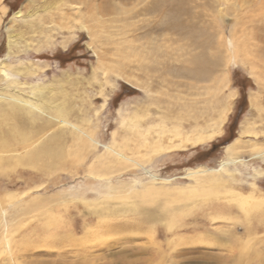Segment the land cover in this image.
<instances>
[{
  "label": "rangeland",
  "instance_id": "rangeland-1",
  "mask_svg": "<svg viewBox=\"0 0 264 264\" xmlns=\"http://www.w3.org/2000/svg\"><path fill=\"white\" fill-rule=\"evenodd\" d=\"M113 2L122 15L99 26L72 0L0 1V120L51 124L27 151L0 150V264H264V0H170L162 17ZM192 13L212 24L218 62L196 106L137 69L154 38L161 61L190 58ZM177 102L182 118L165 120ZM200 134L212 140L186 142Z\"/></svg>",
  "mask_w": 264,
  "mask_h": 264
},
{
  "label": "bare ground",
  "instance_id": "bare-ground-1",
  "mask_svg": "<svg viewBox=\"0 0 264 264\" xmlns=\"http://www.w3.org/2000/svg\"><path fill=\"white\" fill-rule=\"evenodd\" d=\"M2 1V0H0ZM71 1V0H70ZM73 2H78L79 4L83 5L85 7V9H88V10H91L93 11V17H92V21H95L96 20V23H98L99 26H102V23H104L102 20L98 19L99 17L98 16H111L112 15H117V17H119L120 15H122L121 13L118 14L116 13V11H114V9H117V5L116 3L113 2V0H107L108 4H109V8H112L111 10L109 9H105L103 8V5L100 4L99 6H95L94 4L92 5V3L90 2L91 0H72ZM142 2H144V8H143V13L144 15L145 14H148L150 15L151 13H158L160 12L161 14V17L165 15L166 13V10H168V5H169V1L170 0H141ZM180 3V2H179ZM209 5V3L207 4ZM211 5V3H210ZM209 5V6H210ZM78 6V5H77ZM194 6V5H193ZM208 6V7H209ZM93 10H92V8ZM170 7V6H169ZM179 7V6H178ZM205 7V6H203ZM207 7V8H208ZM212 7V6H210ZM215 7V6H214ZM171 9V8H170ZM187 9V8H186ZM190 9V8H189ZM205 9V8H203ZM134 10V9H133ZM208 10V9H207ZM187 12V11H186ZM191 12V11H190ZM209 12V11H208ZM130 13V12H128ZM127 13V14H128ZM69 14V13H68ZM192 14H195V19L198 17V23H193L194 25L192 26L194 28V39L192 40L191 42V52L193 54H188L187 55H190V58H186L185 60L184 59H179V57L177 58H173V62H170L168 63L169 61H161L160 60V57L159 55H161L159 52V50L156 49L157 45H156V41L154 40H158L154 38L148 41L149 42V46H152L151 48H149V51L148 53L145 55H140V58H139V64H138V67L137 69L140 70L141 72H143L144 74H149L153 71H157L158 69L162 70L161 72V75H160V78L159 80H156L155 83L159 86L160 84H162L161 82H166L167 84L171 85V87H173L176 91H178L180 93V88L182 87H187V89L189 91L192 92V95H194L196 97V99L194 100V105H198L199 103L201 104L202 103V100H199L197 98H202L203 96V92L204 91L206 93V96L211 94V89L209 88V86H201L202 83H209V82H213L215 81V75H216V69H217V66H218V62H217V59L215 58V55H214V50L216 49V36L213 34V26H211L212 24H201L200 25V18L202 19L204 17V14L203 16H201L198 13H192ZM207 14V13H206ZM17 15H20V12H17ZM125 15V13H124ZM141 15V14H140ZM211 15V14H210ZM159 16V15H158ZM132 17V15H131ZM167 17V16H166ZM122 18V17H121ZM120 18V19H121ZM116 19V18H115ZM123 19V18H122ZM130 19V18H129ZM128 19V21H129ZM175 19V18H174ZM194 19V18H193ZM205 19V18H204ZM84 20V19H83ZM109 20V19H108ZM143 20V19H142ZM162 20V19H161ZM182 20V19H181ZM125 21L126 18H125ZM132 21V20H130ZM121 22V21H120ZM133 22V21H132ZM170 22V21H169ZM178 22V21H177ZM122 24L123 23H126V22H121ZM159 23H160V20H159ZM164 23V22H163ZM162 23V25H163ZM182 23V22H181ZM213 23V22H212ZM128 24V23H127ZM153 24V23H151ZM118 25V24H117ZM149 25V24H148ZM170 25V24H169ZM176 26V24H174ZM123 28L124 25H122ZM127 26V25H126ZM129 26V25H128ZM128 26L126 27L127 30L130 29L128 28ZM155 26V25H154ZM153 26V27H154ZM172 26V24H171ZM182 26V25H181ZM112 27V26H111ZM115 27V26H114ZM134 27V26H132ZM157 30L159 31H156V32H159L160 35L163 34V36H165L166 34V31H167V27H165L163 25L162 26H157ZM178 27V26H177ZM80 28L84 31H86L87 33H89V37L93 34V31L89 28V25H86L85 23H82L80 24ZM121 28V27H119ZM149 28V31L152 29L150 27ZM176 28V27H175ZM192 29V28H191ZM190 29V30H191ZM95 30V28H94ZM122 30V29H121ZM126 30V31H127ZM98 31V30H97ZM147 31V30H146ZM152 31V30H151ZM96 32V30H95ZM123 32V31H122ZM122 32H120L122 34ZM125 32V31H124ZM123 32V33H124ZM154 32V31H153ZM99 33V32H98ZM111 34V33H110ZM116 34V33H115ZM126 34V33H125ZM136 34V32H135ZM123 35V34H122ZM121 35V39L123 38H128L126 35H123L122 37ZM133 35V34H132ZM130 35V36H132ZM119 36V35H118ZM129 36V37H130ZM136 36V35H135ZM147 36V35H146ZM101 37V36H100ZM111 37L113 36H110V39ZM138 37V36H137ZM93 38V37H92ZM139 38V37H138ZM147 38H149V36H147ZM262 38V37H261ZM117 39V38H116ZM134 39V37H133ZM167 39V38H166ZM101 40V38L99 39ZM103 40V38H102ZM109 40V38H108ZM112 40H115L114 38ZM128 40V39H127ZM262 40H264V37L262 38ZM121 41V40H120ZM126 41V40H125ZM130 41V40H129ZM154 41V42H153ZM116 42V41H115ZM231 41H229L230 43ZM92 43H93V40H92ZM98 43L101 44V42L98 41ZM94 44H95V41H94ZM104 44V43H102ZM134 42L131 44L133 45ZM105 45V44H104ZM130 45V43H129ZM130 45V46H131ZM219 46V44H217ZM91 46V45H90ZM106 46V45H105ZM118 46H122V45H118ZM99 47V46H98ZM129 47V46H128ZM127 47V50H129V48ZM117 49V48H116ZM142 49V47H141ZM159 49V48H158ZM121 50V49H120ZM135 50V49H133ZM131 51V49H130ZM188 51V50H187ZM116 52V51H115ZM118 52H120L118 50ZM136 52V50L134 51ZM146 52H147V49H146ZM262 52V58H264V49L261 51ZM97 53V52H96ZM95 53V54H96ZM105 53V52H104ZM124 53V52H122ZM129 53V52H128ZM141 53V52H140ZM127 54V53H126ZM137 54L134 53V55ZM144 54V53H142ZM119 55V54H118ZM125 55V54H124ZM98 56V54H97ZM156 56V58H155ZM163 56V55H162ZM161 56V57H162ZM167 56V55H166ZM179 56V55H178ZM183 56V55H182ZM105 57V56H104ZM133 57V55H132ZM169 57V55H168ZM167 57V58H168ZM181 57V56H180ZM100 58V57H99ZM128 58V57H127ZM138 58V57H137ZM164 58V57H163ZM172 57L169 58V60H171ZM185 58V57H184ZM102 60V59H101ZM149 62V63H148ZM259 62V61H258ZM133 63V62H132ZM137 63V61H136ZM257 63V61H256ZM104 64V63H103ZM253 66L255 65L254 62H252ZM103 66V65H102ZM161 66V67H160ZM128 68V66H127ZM132 69V68H131ZM136 69V68H135ZM135 69H132V70H135ZM136 69V70H137ZM159 71V70H158ZM136 72V71H135ZM138 72V71H137ZM134 73V72H132ZM0 75L4 76V77H9V74L7 73V71L0 66ZM166 76H170L172 79L170 80L168 77ZM183 76H186V78H188L191 83L189 84H185L181 81V78ZM1 77V76H0ZM133 85L135 87H138V88H141L142 86H140L139 84L136 83H133ZM168 85V86H169ZM148 93V92H147ZM149 94V93H148ZM168 95V94H167ZM14 98V97H13ZM171 99V98H170ZM176 99L179 101L181 100H184L183 97L178 96L176 97ZM146 101L148 102H151L153 104H156V105H160V104H163L165 106V103H169V105H171V101L170 100H160L159 98H153L151 96L148 95V97H146ZM206 101V100H205ZM204 101V102H205ZM184 102V101H183ZM16 103V102H15ZM206 103V102H205ZM20 104V103H19ZM203 104V103H202ZM208 105V102L206 103ZM212 104V103H211ZM167 106L165 108L166 110V117H164L165 120L169 121V120H173L174 116L176 115L175 113L177 112L176 110V107H179V109H183V107H185L184 105L185 104H178V102L176 104H173L174 107H171V106ZM206 105V106H207ZM205 106V105H204ZM4 107V106H3ZM191 107V106H189ZM57 109V108H56ZM208 108H206L207 110ZM209 110V109H208ZM66 114V113H65ZM201 114V113H200ZM2 118L0 120V150H10L12 151L11 149L13 148H22V150H25L27 151L28 148L30 146H28V138H26V134H35L39 137L47 130L50 128L51 124L50 123H46V124H41L40 126L38 125H35L34 124V120L33 121H29L28 119H26L25 117L21 116L20 114H16V112H7L5 114H2ZM31 115V114H30ZM29 116V115H28ZM176 120H177V117L178 119L180 120L182 118L181 114L175 116ZM195 119H198V115L196 114V116L194 117ZM36 120V119H35ZM39 121V120H38ZM50 121V120H49ZM166 121V122H167ZM42 122V121H41ZM54 124V123H53ZM53 126V125H52ZM56 129V128H55ZM53 131V130H52ZM63 131V130H62ZM173 136L176 137V138H179L183 135L182 131L180 130L179 127L175 128L173 131H172ZM41 134V135H40ZM163 135H161V137H159L157 140H159L158 143H161V141L164 139L163 136H164V133H161ZM1 135H4V139L2 138ZM36 137V136H35ZM44 138V137H43ZM33 140V139H32ZM41 141V139H39ZM212 139L208 138L206 139V137H204V135L200 134V137L196 138V139H192V140H187L186 142L187 143H191L192 146H196V145H199V144H202V143H205L207 141H211ZM35 141V140H34ZM30 143V142H29ZM36 144V142H34ZM184 142H182L183 144ZM182 144H178L176 146H171V150H178V149H185L186 146L185 145H182ZM47 145V144H46ZM43 147V146H42ZM236 146L233 144L231 145L227 151L228 153L231 152L233 150V148H235ZM48 148V147H46ZM15 150V149H14ZM5 152V151H4ZM9 152V151H8ZM14 152V151H13ZM22 152V151H21ZM51 151H45V153H48V156H51ZM2 153V152H1ZM32 157L33 159H36L38 158L37 156V152H33L32 153ZM4 155V153H3ZM261 158H264L263 155H260ZM52 160V159H51Z\"/></svg>",
  "mask_w": 264,
  "mask_h": 264
}]
</instances>
